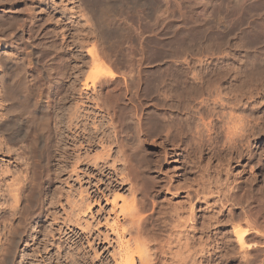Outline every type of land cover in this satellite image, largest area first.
<instances>
[{
  "label": "rangeland",
  "instance_id": "1",
  "mask_svg": "<svg viewBox=\"0 0 264 264\" xmlns=\"http://www.w3.org/2000/svg\"><path fill=\"white\" fill-rule=\"evenodd\" d=\"M8 1L0 0V16L24 6L23 11L37 20L31 22L37 25L35 29L39 31L35 36L39 38L30 43L36 46L39 58L28 55L26 66L36 67L38 73L47 78L53 73L57 76L56 71L64 73V76H58L60 82L65 80L58 94V98L64 99L63 112L70 111L68 108L81 111L80 114L86 112L90 116L87 123L93 130L101 122L108 125L110 118L119 129H116L119 131L116 138L111 136L113 129L109 130H112L111 139L105 144L108 147L114 144L113 155L100 173L82 168L71 173V167L66 166L69 161H61L59 155L51 162V171L59 173L53 181L45 182L49 177L47 173H38L37 178L46 193L44 204L50 211L53 209L51 212L55 211V215L50 212L51 216L38 219L31 228L40 237L39 241L46 238L45 235L54 236V239L49 237L46 248L38 243L25 247L24 240L11 264H116L120 247L129 238L122 231L126 219L121 211L123 204L135 200L142 220L154 222L150 228L156 225L157 231L161 227V235L166 237L170 226L154 220L159 215L153 210L154 204L169 205L168 208L181 206L188 212V193L192 198L200 195L199 201L193 199L195 203L199 202L195 204L196 219L206 218L214 223L215 218H220L218 225L210 227V231L218 232L215 239L219 248L213 264H243L240 262L243 254L232 234L230 219L233 215L243 218V210L249 203L258 205L264 199V0H23L21 4ZM67 23L73 28L68 31L71 34L65 36L71 47L66 46L63 39L62 28ZM2 27L0 25V56L8 53L11 57L16 56L17 48L14 47L22 33L16 31L8 37ZM27 30L24 41L31 33ZM2 40L8 41L2 43ZM26 44L23 46L25 52L34 53L30 44ZM91 53L96 55H93L95 60ZM62 63L69 68L64 69ZM31 73V70L26 72L30 79ZM110 73L115 74L114 78L109 76ZM53 91L57 88L48 81L44 95L39 97L35 91L32 100H49L52 97L49 93ZM188 95L192 98L190 106L197 105L204 110L198 114L205 117L196 113L195 119L196 128H200L204 136L200 139L195 135L200 142L207 140L202 143V154L195 152L194 147L198 145L195 135L196 140L192 139L188 146L180 144L179 140L162 144L165 131L147 138L134 128L138 117L150 128L158 116L162 120H171L172 116L180 115L177 114L181 106L179 100L181 102V98ZM52 109L48 120L38 119L46 123L38 144L40 150H46V135L55 125L54 112L62 111L58 105ZM13 111L22 113L18 106ZM28 112L23 118L28 117ZM59 119L62 130L67 119ZM39 121L28 125L26 138L13 144V149L21 151L20 147L39 134ZM206 123L211 124V132ZM236 125L239 126L236 128ZM77 126L68 132L63 129V135L72 136L73 132L79 131ZM229 126L231 131L235 128L238 135L227 129ZM229 132L234 140L226 139ZM135 149H143L144 154L138 158L126 156ZM165 149L170 153L168 156L164 154ZM84 153L88 157L86 162L92 166L95 162L100 165L105 162L98 143ZM20 155L6 158L0 155V162L4 160L12 170L19 171L26 162L39 163L41 159L40 153ZM114 160L116 170L111 168ZM45 163L41 160V165ZM131 185L136 189H129ZM198 190H206L205 197H210L213 192L216 195L213 193L212 201L209 198L204 202L203 191L195 195ZM228 190L236 194L224 205L231 195ZM217 195L224 197L219 199ZM50 201L55 202L54 206ZM88 202L89 209L86 208ZM211 203L214 204L212 208ZM64 204L71 214L72 221L68 223L62 219ZM206 238V234H198L196 242ZM134 243L132 247L139 242Z\"/></svg>",
  "mask_w": 264,
  "mask_h": 264
},
{
  "label": "bare ground",
  "instance_id": "2",
  "mask_svg": "<svg viewBox=\"0 0 264 264\" xmlns=\"http://www.w3.org/2000/svg\"><path fill=\"white\" fill-rule=\"evenodd\" d=\"M11 2H10V4H21L23 2V0H11ZM8 3H9V1H8ZM23 8H24V6H23ZM23 8L17 9L18 11L16 10V12H13V13H10V12L7 13L6 12L4 15L0 16V25H1V27H2V25L4 26V27H2L3 28L2 31L4 33L8 34V37H9V34L13 35L16 31H20L22 33V36L16 40L17 45L14 47L15 49L17 48L16 56L11 57L10 55H8L9 53L5 56H0V155H2L3 158H6L8 156L12 157L13 154L20 155L21 153H29V154L35 155L37 153L38 154L40 153L41 159H40L39 163H37L36 161L31 162V163L26 162V164L24 165V168H20L19 171L18 170L17 171L12 170L10 164H8V163L4 164V162L6 163V161H4V160H2L3 163L0 162L1 165L3 164L2 167L0 166V219L2 218L1 219L2 221H0V264H11V263H13L14 262L13 260L15 258V254L17 253V250H18V248L22 242L26 241L25 247H28L30 245H34L37 243L41 246H44V248L48 247L47 244H48V240H49L50 236L45 235L46 238L39 241L40 237H37V234H34L32 232V228H31L35 224L34 223L35 221H37L38 219H40L38 221H41L44 216H49V215L51 216V213L53 214L55 212V211L51 212L53 209L50 211V209L48 207L46 208V206L44 204L43 197H44V194H46V193H45V189L43 187V183L41 181H39V179L37 178L38 173L46 172L49 177L46 178V180H44V181L45 182H51V180L53 181L54 178L57 175H59V173L57 171H56L57 173L51 171V168H52L51 162L58 155L61 157V158L59 157V159H61V161H64L65 163H67V161H69V164L66 166L71 167V170H70L71 173H75L77 171V169H79V168H82L84 171H88L91 169L97 170L98 173H100L101 171L104 170V168L102 169V167H104V164L107 165V163L109 161V157H111L113 155L111 151H113L112 145H114V144H110L111 146L108 147L105 144L106 140L108 141L109 138L111 139V136L112 137L114 136L113 138H116L119 136V135L117 136V133H119V131L117 132V130H116L118 128H117L116 124H113L111 122V118L110 119L108 118L110 120L111 124L109 123L108 125L107 124L104 125L105 122L104 123L101 122L100 123L101 125L99 127L94 126V130H93L92 128H90V125L88 124L89 122L87 123L88 117H90V116H88V114L86 112L83 111V114L82 113L80 114L81 111H79V113H78L77 110L72 109L73 110L72 111L70 108H68L70 111L66 110L68 112H66V111L63 112L65 108L63 107L62 101L64 99L60 98V97L58 98V94L61 92V90H60L61 85H63V83H65L64 79H63L64 80L63 83L60 82L59 81L60 79L58 76L59 75L64 76L63 72L56 71L57 76H55L53 73V74H51V76H49L50 78L49 77L47 78V77H43L44 76L43 74L41 75L40 73H38L36 67L29 66V68H28V65L26 66V61H27L26 59L28 58L27 57L28 55L33 56L34 59L39 58L38 54H37L36 46L32 45L30 43V40L34 41V39L39 38L38 36H35L39 30L35 29V28H37V25H35V23L37 22V20H35V17L32 15H28L26 13V11L25 12L23 11ZM28 19L30 21H28ZM31 21H33L35 23H32ZM29 22L32 23V24L30 23L31 24L30 26L28 25ZM63 25L64 26L62 28V32L64 34L63 35V39L65 40L64 43H66V46L71 47V45L67 41V39H68L67 37L69 36V34H71L70 32L68 33V31L69 30L71 31V29H73L72 25H70L69 23L63 24ZM27 28L29 29V32H31V33H30V36L28 38H26L27 41L26 40L24 41V36H26V33H27L26 31H28ZM66 35H67V37L65 38ZM7 41L8 40H2V43L7 42ZM25 43H27L26 44L27 46H28V44H30L29 46L32 47L31 51L34 50V53H33V51L28 52V53L25 52L26 49L23 48V46H25ZM93 55H95V54H92V57H93ZM40 58L43 60L44 57L40 56ZM95 58L96 57H93L94 60H95ZM63 65H64V69L67 70L69 68V67H67L68 65L67 66L65 64H63ZM27 70H31V72H32L31 73V79L27 77V74H26ZM105 74H107V73H105ZM114 75L115 74H113V73L109 74L110 77H113ZM47 80L54 83V85L57 88V91H53V92L49 93V96H52L51 99L49 98V100L47 99L46 101H43L41 99H37L33 102V100H32L33 92L36 91V93H38L39 97L44 95L45 85L48 82ZM84 83H83V86H84ZM199 92H200V90H199ZM180 97H182V96H180ZM191 99L192 98L188 95V96H185V98H181V102L179 100V103L181 104V106H180V109L178 110L179 112L177 114L185 115L183 117H180V115H176L175 117L172 116L171 120H167V119L162 120L161 118H158L159 117L158 116L157 118L154 119V121H153L154 125H152L150 128H147V126L145 125L146 123L142 122L141 121L142 119H140L138 117V118H136V122L134 124L135 127L134 126L133 127L136 128L137 132H143V134L146 135L147 138H152L154 136H157L158 134H162L163 131H165L164 132L165 135H163L164 136V143H162V144H166L168 142L169 143L170 142L176 143L179 140L180 144L182 143V144L187 145V146L189 144L191 145V140L192 139L196 140V138H198L197 135L199 136L200 139H201V136H204V135H202L203 131L201 132L200 128L199 129L196 128V124H195V119H197L196 113L198 114L201 111V114H202V112L204 111L203 107L201 109L197 105H196L197 107L195 106L196 108L194 107V105H193V107L190 106L191 102H192ZM61 104H62V106H61ZM57 105H58V107L61 108V109H59V111L60 110H62V111H61V113H58V110L54 112V114H56L54 116L55 125H53L49 129L48 135H46V139H47L46 150H43V149L40 150V149H38V147H39L38 144L41 141V137H42L41 135H42V132L45 128L43 125L46 124L43 121H46L50 118L49 116H51V109L56 108ZM17 106L21 108L22 113L19 114V113H15L13 111V110H15V107H17ZM31 107H34V108H32V110H30L29 108H31ZM76 108H82V107H76ZM194 108L197 110H195ZM28 110L30 111V112H28V114H29L28 117L24 116V118H23V115L26 114ZM205 110L208 111L207 109H205ZM206 111H205V113H206ZM227 114H229V113H227ZM198 115H200V114H198ZM200 116L205 117L204 114H203V116L202 115H200ZM225 117H227V116H225ZM59 118L67 119L66 125L63 128L65 130H67V132L72 131L71 129L74 126L76 127L78 124H80L77 126L80 129L75 128V130L77 129L79 131L73 132V134H71L72 136L63 135L64 134V132L62 131L63 129L61 130V126H59V124H58V123L62 122V121H60ZM38 119L43 120V121L41 122ZM234 119H235L234 117L231 118L232 121ZM202 120H203V118H202ZM238 120H237V122H238ZM36 121H39V125L37 126V129L40 131L39 134L34 135L32 140L29 143L20 147L21 151H18L19 149H13V144H17L19 142H22V140H24V138H26L27 133H28V125L30 123L36 122ZM196 122H197V120H196ZM228 122H227V124H231ZM232 123L234 124L235 122H232ZM127 124H129V123H127ZM94 125H96V124H94ZM199 125H198V127H200ZM206 125L208 127L207 128L208 131H210L212 129V127H210L211 124L206 123ZM130 126H131V124H129L128 127H130ZM230 126H229V128L227 127V129H230L231 128ZM238 126L236 125V128ZM110 129H113V132H114L113 135H111L112 130L109 131ZM234 129L232 130L233 132L230 129V131L233 134L236 132V129H235V132H234ZM226 131L228 132V130H226ZM76 133H78V134H76ZM195 133L197 135H195ZM138 134L140 135V133H138ZM205 134H207V133L205 132ZM229 134L230 135L227 134L228 136H226V139L228 137H230V139L228 138L229 140H234L233 134H231L230 132H229ZM235 134H237V133H235ZM109 135H111V136H109ZM194 135L196 136V138H193V137H195ZM210 135H211V133H210ZM97 138H98V140H97ZM199 138H198V140H196L197 142H195L198 145L196 147H194V149H195V152L198 151L199 153L202 154L203 147H204V145L202 143H206L207 140L206 141L204 140L205 141L204 142L202 139V142H200ZM205 138H206V135H205ZM208 140L210 141L209 138H208ZM96 141H98V142H96ZM111 141H109V142L111 143ZM146 141H147V139H146ZM139 142L141 143L142 140L140 141V139H139ZM192 142H193V140H192ZM97 143H98V145H100V147H102V152H103L102 154H104V156L103 155L101 156L103 159V162L105 161L104 163H102L103 166H101L102 164L100 165V162H95L94 166L90 165L88 163V161L86 162V159L88 157L86 158L87 155L85 156L84 152H87L88 150H90L91 147L97 145ZM112 143H114V142H112ZM177 144H179V143H177ZM228 144H230V146H231L230 142H228ZM233 144H236V143H233ZM231 148H233V147H231ZM119 150H120V148H119ZM69 151H73V154L75 152H77V154L72 155V153H70ZM189 152H190V150H189ZM142 153L144 154L143 149L142 150L141 149H135V150H131V153H128L129 155H126V156L138 158L139 156H142ZM164 154H165V156H168L170 153L168 150H166ZM88 156H89V154H88ZM98 158H99V156H98ZM41 160L46 161L45 165H41ZM111 168L113 170H116L115 160H114V163L111 166ZM216 170H218V169H216ZM203 185L204 184H202L201 186H203ZM131 187H132V185H131ZM129 189H134V187L129 188ZM134 190H132L133 195L136 194ZM202 191L204 192V190H201V191L198 190L195 193V195H199ZM208 191L210 192L209 189H208ZM228 191L231 192V190H228ZM228 191H226V193ZM136 192H137V190H136ZM205 192H206V190H205ZM205 192L202 193V196H204ZM229 192H228V194H229ZM208 193H206V195H208ZM219 193L217 192V194H219ZM224 193L225 192H223V194ZM214 194L216 195V193H214ZM214 194H213V196H214ZM209 195H210V193H209ZM211 195H210V197L204 196L202 198H204V200L206 199L208 201L209 198H210V200L213 198ZM232 195L233 194L231 192V195L229 194V196L227 197V200H225L227 202L224 203V201H223L224 205L226 203H228V201H230ZM263 195H264V193H263ZM217 196L219 198V195H217ZM221 196L224 197L223 195H221ZM221 196L219 199H221ZM202 198H201V200H202ZM188 199L190 200V208H187V210L189 209L188 212H185L183 210L184 208H182L181 206H180V208L178 206H175L173 208H171V207L168 208L169 205H168V207H165V206H159L157 204L156 205L154 204L153 210H155L159 213L157 219L155 218L154 220H157L159 222L164 223V226L165 225L170 226V232L167 234L166 237H164V236L162 237L161 234H163L162 233L163 229H161V227L157 231L154 229L156 225L154 226V228L153 227L150 228V225H152L154 222H152V224H151L150 220L148 221V219L146 221H145V219L142 220L141 210L139 209L138 205L135 203V200L131 201V203H129V204L128 203L123 204L121 207V211H122V213L126 219H125V225H124L122 231H123V233H127L129 238L127 239L125 245H121L122 247H120V252H118L119 255L115 259L116 264H138L137 258L139 260V264H213L214 257L217 254L218 248H219V247L217 248V246H218L217 242H216L217 240L215 239V237H216L215 235H217L218 232L216 231L214 233L213 231H210V227H212L213 224H214V226L216 224L218 225L220 218H215L214 219L215 221H213L214 223H212L211 220L207 221L206 218H205L206 220L204 219L201 221H200V219H196L195 214H194L195 213V204H197L199 202L195 203L193 201V199H196L195 201H199L200 195L197 196L196 198H192L191 195L188 193ZM224 199H226V198H224ZM233 199L235 200V197L232 198V200ZM1 200H3V201H1ZM206 200L204 202H207ZM263 200L260 201V203L258 202L259 204L256 203L258 205H252L253 202L249 203V205H247V209L245 208L246 210H243V215H244L243 218H241L240 215L238 217L233 215V218L230 219L231 220L230 225L232 226V234L234 235L235 241L241 250V251L239 250L240 254L241 253L243 254V256H242L243 259H241L243 261H240V262H243V264H264V221H263V219H264L263 218L264 201ZM245 201H246V199H245ZM220 203L222 204V201H220ZM241 203H243V202H241ZM54 204H55L54 201H52V202L50 201V205L54 206ZM212 204L213 203H211V205H210L211 208H212ZM208 205L209 204H207L206 206H208ZM210 206L208 208L209 210H210ZM89 207H90V202H88L86 208L89 209ZM213 207H215V206H213ZM62 209H63V212L65 214V216L62 215V217H63L62 219L64 220L63 222H65V221H66V223L71 222L72 221L71 220V214L69 213L68 210H66L65 204L62 205ZM53 215H55V214H53ZM229 216H232V215H229ZM261 217L263 219H260ZM209 218H211V217H209ZM212 218H214V217H212ZM55 219L59 220V218H57V217ZM60 219H61V216H60ZM225 221H226V218H225ZM58 224H59V222L57 223V225ZM159 231H161V232H159ZM208 231H210V232L207 233ZM48 233H50V231ZM198 234H202V235L206 234L207 238L206 239H200L199 241L196 242V240H197L196 236ZM53 237L54 236H51L50 238L54 239ZM134 242L135 243L139 242V243H136L137 246L132 247V245H133L132 243H134ZM135 243H134V245H136ZM39 245H38V247H39ZM153 248H155V250ZM45 250H47V249H45ZM153 250H154V252H152ZM169 256H170V258H168Z\"/></svg>",
  "mask_w": 264,
  "mask_h": 264
}]
</instances>
